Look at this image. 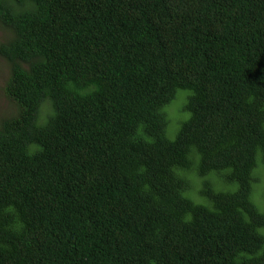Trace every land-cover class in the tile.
<instances>
[{
	"label": "trees",
	"instance_id": "trees-1",
	"mask_svg": "<svg viewBox=\"0 0 264 264\" xmlns=\"http://www.w3.org/2000/svg\"><path fill=\"white\" fill-rule=\"evenodd\" d=\"M0 26V264H264V0H0Z\"/></svg>",
	"mask_w": 264,
	"mask_h": 264
},
{
	"label": "rangeland",
	"instance_id": "rangeland-1",
	"mask_svg": "<svg viewBox=\"0 0 264 264\" xmlns=\"http://www.w3.org/2000/svg\"><path fill=\"white\" fill-rule=\"evenodd\" d=\"M9 36V31L2 28L0 26V41H3ZM9 79V71L4 65V62L1 61V67H0V119L9 116L12 112L16 111V107L13 103V101L7 96L5 92V87L7 85ZM261 85V82H258ZM255 84V83H254ZM171 106V105H170ZM168 112V118H169V127L167 131V135L169 138H175L180 124L178 123V118L184 116L183 114L180 115V111L178 104H173L172 111ZM43 113H47L50 108L43 107ZM46 118L44 117V114H41L40 121L41 123H44ZM262 186V185H261ZM253 199L255 202L259 205L261 210H264L261 204H264V196L257 195V190L254 191V197Z\"/></svg>",
	"mask_w": 264,
	"mask_h": 264
},
{
	"label": "clouds",
	"instance_id": "clouds-1",
	"mask_svg": "<svg viewBox=\"0 0 264 264\" xmlns=\"http://www.w3.org/2000/svg\"><path fill=\"white\" fill-rule=\"evenodd\" d=\"M6 94H7V92H6ZM47 99H51V96H46V97L43 99V100H45V102H44L43 105H42L43 107H45V103H46V100H47ZM47 102H49V101H47ZM49 103H50V102H49ZM15 107H16V111L19 110V106H18V104L15 105ZM41 114H44V117H45V118H46L47 115H48L47 113H43V112H41Z\"/></svg>",
	"mask_w": 264,
	"mask_h": 264
}]
</instances>
